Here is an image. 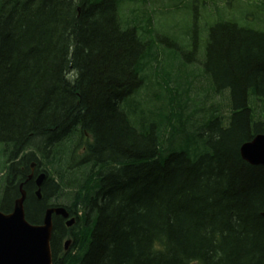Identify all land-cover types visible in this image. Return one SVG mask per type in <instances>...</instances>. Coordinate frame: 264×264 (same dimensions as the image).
<instances>
[{"label":"trees","instance_id":"obj_1","mask_svg":"<svg viewBox=\"0 0 264 264\" xmlns=\"http://www.w3.org/2000/svg\"><path fill=\"white\" fill-rule=\"evenodd\" d=\"M261 1L255 23L210 15L186 62L144 0H0V211L21 184L30 224L66 209L53 264H264V166L240 154L264 134Z\"/></svg>","mask_w":264,"mask_h":264},{"label":"rangeland","instance_id":"obj_2","mask_svg":"<svg viewBox=\"0 0 264 264\" xmlns=\"http://www.w3.org/2000/svg\"><path fill=\"white\" fill-rule=\"evenodd\" d=\"M144 2H146L144 5H138V10L134 14L140 18H152L161 47L164 46L168 52L173 50L182 53L186 62L187 59L192 62L205 57L209 29L215 23L214 17L210 15H216L219 19H223V15H228V20H232L230 16L234 15L237 22L244 18L252 22L261 19V0H144ZM133 9L135 6L128 5L122 10L125 14L131 15ZM123 12L120 10V14ZM193 64L188 63L189 66ZM2 185L3 183L0 185V203L4 199Z\"/></svg>","mask_w":264,"mask_h":264},{"label":"water","instance_id":"obj_3","mask_svg":"<svg viewBox=\"0 0 264 264\" xmlns=\"http://www.w3.org/2000/svg\"><path fill=\"white\" fill-rule=\"evenodd\" d=\"M240 154L247 163L253 166H264V134L257 135L245 143ZM45 174L37 179V195L42 198L41 188ZM22 196L13 207V211L4 214L0 211V264H53L51 240L53 234V215L69 217L64 208H53L46 212L41 225L28 222L25 213L26 192L21 186ZM264 216V214H263ZM75 219L67 225L72 227ZM71 241L67 242V247Z\"/></svg>","mask_w":264,"mask_h":264},{"label":"flooded vegetation","instance_id":"obj_4","mask_svg":"<svg viewBox=\"0 0 264 264\" xmlns=\"http://www.w3.org/2000/svg\"><path fill=\"white\" fill-rule=\"evenodd\" d=\"M36 174H37L36 166H35V167H32V165H31V166H30V175H29V177H30V176H32V177H31L30 181H33V179L36 178V177L38 178L39 175L37 176ZM37 178L35 179V184H36V180H37ZM35 195H36V194H35ZM57 217H60V216H57ZM61 218H62V217H61ZM62 220L65 222V226H66V222H67V221H66L64 218H62Z\"/></svg>","mask_w":264,"mask_h":264},{"label":"bare ground","instance_id":"obj_5","mask_svg":"<svg viewBox=\"0 0 264 264\" xmlns=\"http://www.w3.org/2000/svg\"><path fill=\"white\" fill-rule=\"evenodd\" d=\"M218 2V1H217ZM207 3V2H206ZM205 8V7H204ZM201 12V11H200ZM203 12V11H202Z\"/></svg>","mask_w":264,"mask_h":264}]
</instances>
